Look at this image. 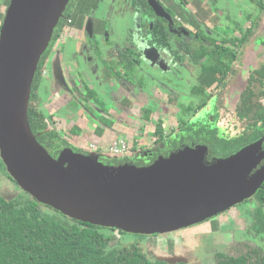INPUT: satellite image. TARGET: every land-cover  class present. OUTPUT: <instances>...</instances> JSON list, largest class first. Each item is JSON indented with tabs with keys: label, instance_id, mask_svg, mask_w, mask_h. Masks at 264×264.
<instances>
[{
	"label": "water",
	"instance_id": "water-1",
	"mask_svg": "<svg viewBox=\"0 0 264 264\" xmlns=\"http://www.w3.org/2000/svg\"><path fill=\"white\" fill-rule=\"evenodd\" d=\"M67 3L11 0L1 25L0 154L18 185L72 218L146 234L195 224L255 193L264 170L249 172L264 141L212 161L208 144L189 141L142 166L110 165L70 147L51 155L28 109L39 62Z\"/></svg>",
	"mask_w": 264,
	"mask_h": 264
},
{
	"label": "flooded vegetation",
	"instance_id": "flooded-vegetation-1",
	"mask_svg": "<svg viewBox=\"0 0 264 264\" xmlns=\"http://www.w3.org/2000/svg\"><path fill=\"white\" fill-rule=\"evenodd\" d=\"M98 1L99 0H70L68 5L70 3H73V10L77 14L76 19L73 20V18H68L67 23L61 28L58 36L56 35L57 31L54 30V35L52 39V43L49 47L46 49H50L47 56L45 57V66L43 68V74L45 77V72L48 70V80L51 83H53V80L51 77H54L56 86L55 90L56 93L60 96V102H56L53 104L55 107H59L60 105L65 106L70 103H74V101L81 100V93L86 92L85 91V84L88 85L90 88L95 90L96 95L94 98H96L97 101H99L100 105H96L93 102V95L90 96V100H87L83 102V104H79L80 107H78L75 111L69 110L67 111V116L70 118L67 120L63 117L62 114L57 113L53 116L51 123L54 121V118H59L58 121H60L62 124L67 125L68 123L72 122L74 119L73 125L70 129V131H66V129H57L53 125H51L48 128L38 130L35 135L37 139L48 149V151L53 155L54 157L58 158L59 153H56L52 150L51 146H48V140L47 137H45V131H58V132H64L67 136H69L70 139L74 141V146L76 148L80 147L83 150L79 151L75 147H73L70 144H63L62 149L64 146H69L73 148L76 152H81L85 154H90L91 152H87V149H96L97 147L104 149L106 152L109 153V155H112V158H115L118 154L126 153L125 157L121 160L118 159H111V163H107L110 165H113L115 163L117 164H123V163H135L136 165H149L153 163L155 160H148L145 161L142 156H136L135 153H141L144 151H149L150 153L159 154V152H163L164 149H169L170 146L176 145V143H179V139L184 135V133L189 134V132L185 130H179V114L180 109L179 105L183 106L185 108L184 112L182 113L183 117H190L191 113L188 111V108L190 105L194 106L195 104L193 102H190L186 105V103L183 102V100H190L196 98L199 99V103L194 106L196 110H199L201 108V105L203 104V101L207 99L210 103V110L213 109V104L215 102L216 96L219 93L220 88V82H217L213 85L208 86L207 79L203 78L201 81L199 80V73L197 68L193 66L192 58L190 54L185 49V44L188 42V38L196 37L198 32L204 31L206 34L216 36L217 41H215L216 46L222 45L221 43L224 41L225 43L222 45H227L228 51L225 52V54L219 56L220 61L224 62L226 65H229L231 68V71L237 73L235 75V78L232 80V82L228 85V89L223 92V94L220 95V98L225 102L226 106H228L231 110L235 109L237 106L241 90L245 83V70L244 69L240 59L242 52L240 51V48L244 46L245 43H240L238 39V35L241 33L247 32L249 27L252 29V33L257 30V28H262L261 25L264 22V18L261 17L262 14H264V9H261L256 3L255 0H251L252 3H256L259 8L258 17H255L251 19L248 23L246 21L247 29L243 30V32H236V36L238 39V43H240V46L236 49L234 48V45L229 40L232 38L231 33L229 35H221L219 31L216 29L210 27L207 22H204L202 20H198V28L193 31V29L190 28V26L187 25V23H181L176 17V15L173 13V11L169 8L168 3L164 0H157L158 7H154L147 1L148 7H145L143 4L140 3L139 0H117L115 2L116 9L120 12L125 13L126 10H129L133 13V26L129 28L127 35L124 39H113V33L110 28L109 21L106 19V16L104 14H97L96 6L98 8ZM175 2H179L183 5H188L192 0H174ZM207 2H211L216 10H219L220 13H224V18L221 19L219 22V26L221 29L226 30L227 27V20L232 17V14L229 10L221 8L219 6V0H205ZM218 4V6H217ZM85 5V6H84ZM88 5V6H86ZM160 5V6H159ZM86 7L83 18L80 7ZM67 8V7H66ZM64 15V14H63ZM260 15V16H259ZM233 20V19H232ZM158 27V28H157ZM57 30L59 29V26H56ZM159 31H164L168 35H170V38L172 40V43H174L181 51V53L184 54V60L182 62L181 66H177L176 64L178 61L176 60L175 54L172 50H168L167 48L158 50L155 47L150 45V41H152L156 34L159 33ZM251 33V35H252ZM250 35V36H251ZM56 37V38H54ZM250 38V37H249ZM71 41H74V47H69L68 43ZM248 41V40H247ZM246 41V42H247ZM184 46V47H183ZM127 47L133 48L129 52V59H127ZM55 50V51H54ZM59 53L60 55V63L61 65L55 67L52 64L51 58L52 54ZM160 58H164L167 61V64L165 66H162L163 72L159 71V68L154 64L156 61H158ZM238 70V71H237ZM248 71V70H247ZM167 76L169 80L172 81H181L186 80L187 83L192 85L190 91L181 90L178 88H174L172 86H160L163 90L161 92V97L163 99H167L163 94H166L168 90H171L178 94V101L174 104L171 102H164L162 104L163 109L164 106H168L166 111L168 112L167 117H164L163 115H158L162 111V107H160V111L155 105H150V96L151 91L150 88L152 87L151 83H147L146 79L150 78L149 81H155V83H163L165 82L168 84L169 82L162 81L164 77ZM243 76V77H241ZM65 77L69 79V82L73 85V88L75 91L71 93L69 91L68 85H66ZM104 78L109 80L110 83L115 85V90L113 92V97L117 99L120 104L122 105L121 110H113L111 109L109 112L106 113V106L104 104L103 98L97 93L96 89L94 88V82L93 78ZM236 78H239L241 80V86L238 87H231ZM45 80V79H44ZM150 84V86H149ZM44 86V82H43ZM147 87V92H140L138 90V93L133 90V88H143ZM48 87H53L52 85H49ZM52 88V89H54ZM233 90L238 91V95L236 98L230 97V94ZM87 93V92H86ZM88 95V94H87ZM168 96V95H167ZM212 96V97H211ZM219 98V97H218ZM48 99V98H47ZM183 99V100H182ZM43 100V99H42ZM143 103V114L142 117L139 116L138 118L136 116H133L130 112L128 105H132L134 103ZM46 105H44V101L42 105L44 108H46L49 112H52L55 107L50 109V107H47L48 101H45ZM94 107L95 112H92L89 107ZM57 107V108H58ZM83 108V112L80 115H77L79 111ZM105 108V109H104ZM57 110V109H56ZM208 108L207 110L204 109L200 114L197 113V116H193V119L196 120L194 122H197L199 125V130L202 136L204 138L200 139V137L192 136L190 134L189 138H185L184 142L187 143L189 141H192L194 143L204 142L208 144V153L211 154L210 148H211V141L208 140L205 136V130L206 127H204L202 124H200L203 120H208L211 125L213 124V114L212 111H210ZM156 112L158 117L156 119L152 120L153 113ZM118 114V116L116 114ZM149 113V114H148ZM122 114H126L125 117L130 115V121L127 122L122 116ZM147 115H149L147 117ZM177 116L178 124L177 127H172V129H166L167 123L172 121V116ZM87 116L88 118V124L86 126V129H84L81 133H74V128L77 126L83 127L85 121L83 118ZM96 121V123H93V121ZM152 120V121H151ZM103 121H111L113 124H103ZM122 121V124H128L130 123L132 125V128L129 130H125L123 128H117L116 123ZM126 121V123H125ZM152 122L154 125V130L151 131V133H148V130L143 129V123ZM158 122H162L164 131V141L160 139V135L155 131V126ZM168 125V126H169ZM201 126V127H200ZM196 127V126H195ZM125 128V127H124ZM106 129L111 130V134L106 131ZM138 131H137V130ZM203 131V133L201 132ZM196 130L192 129L191 133L195 134ZM198 133V134H199ZM88 134V135H84ZM175 137V138H174ZM180 137V138H179ZM208 137V136H207ZM123 140L124 141V148L121 151L113 152L110 150V145L112 142L116 140ZM174 139V141H172ZM89 140V145H87L84 141ZM163 143H160L161 141ZM57 140L53 142V144L56 143ZM258 141H264V133L263 135L258 138L255 141H252L244 146L250 145L252 143L258 142ZM50 143V142H49ZM52 143V141H51ZM58 143L62 144L63 142L61 140L58 141ZM244 146H242L240 149H242ZM238 149L237 151H239ZM237 151L233 152L232 154L236 153ZM61 153V152H60ZM93 153V152H92ZM164 153V152H163ZM171 153V151H170ZM169 153V154H170ZM59 154V155H58ZM160 154V156H168ZM232 154H229L227 156H230ZM100 155V154H99ZM259 159L256 161V163L252 166L249 176H254L260 171L264 170V142L263 146L261 148V152L259 154ZM159 156V157H160ZM225 156H217L220 157H227ZM99 159L103 161V157L100 156ZM104 162V161H103ZM10 176V173H9ZM12 177V176H11ZM13 178V177H12ZM14 179V178H13ZM260 188L264 189V181L262 182L261 186L256 190L255 193H253L251 196L243 199L240 202H237L236 204L232 205L231 207L227 208L226 210H223L211 217L206 218L205 220H202L197 223H202L205 225L204 229L202 227H197V232L201 234H205L203 232H206L210 230L211 227L206 225V223L210 220H213L217 216H221L224 212H229L232 214V210L234 208H237L240 210L243 218L245 219L246 224H250V222L253 220L252 218V212L254 211V207H256V197L257 192ZM244 202H249L247 206L242 208V210L239 208L240 205H242ZM232 222L236 225L238 224L237 221L234 219ZM195 223V224H197ZM192 224V225H195ZM192 225L181 227L179 229H185L190 230ZM240 226V223H239ZM190 229H189V228ZM112 228L114 230H122V229H116L114 227H108ZM242 231V227L240 226ZM204 229V230H203ZM178 230V229H175ZM124 231V230H122ZM120 232V231H119ZM125 233H132V234H140V235H153L156 236L158 234L162 233H168L167 232H161V233H135V232H128L124 231ZM196 232V233H197ZM121 238V237H120ZM187 240H191V237H186ZM244 239H233L232 242L228 244V247L225 251H217L214 254V260L217 264V255L220 252H227L228 249H230L233 245L236 244V242H239V240ZM169 242V241H168ZM173 242V241H172ZM170 242V243H172ZM190 244V242L188 243ZM258 245V244H257ZM260 246V245H259ZM173 243L172 247L173 248ZM145 249V248H144ZM169 251V250H167ZM149 254L152 256L158 257L156 252H152L151 250H148ZM160 257V256H159ZM162 258V257H160ZM164 259V258H162ZM166 260V259H164ZM167 261V260H166ZM169 262V261H168ZM173 263V262H170ZM178 264H186L183 261L174 262Z\"/></svg>",
	"mask_w": 264,
	"mask_h": 264
},
{
	"label": "trees",
	"instance_id": "trees-1",
	"mask_svg": "<svg viewBox=\"0 0 264 264\" xmlns=\"http://www.w3.org/2000/svg\"><path fill=\"white\" fill-rule=\"evenodd\" d=\"M0 1H5L6 5H9L11 0ZM139 1L148 7L146 0ZM255 1L261 9H264V0ZM73 6V3H70L65 8L64 15L57 24L59 29L55 28L57 36L68 18L76 19L77 14L72 9ZM84 6L80 7L82 18L86 9ZM1 25L2 22L0 29ZM251 33L252 29L249 27L247 32L238 35L239 42L246 43ZM215 41H217L216 36L202 31L198 32L196 37L188 38V42L184 45L192 58L193 66L198 70L199 80L203 78L210 80L208 86L220 82L221 89L216 96L212 110H210L209 101L205 99L199 110L190 105L188 111L191 116L186 118L182 116L185 108L179 105V130H185L192 136L198 137L199 124L194 122L196 120L193 116H197L198 112L200 114L208 108L212 111L214 125H211L208 120H203L200 124L206 127L205 133L208 137H205L211 141L210 156H227L257 140L264 133V62L255 68L246 70L239 102L235 109L231 110L220 95L228 89V85L238 72H232L229 65L220 61L219 56L225 54L228 47L227 45L222 46L224 41L222 45L215 47L217 43ZM150 45L158 50L164 48L172 50L178 61L176 65H182L184 54L172 43L170 35L164 31H159L150 41ZM126 49L127 59L130 61L129 52L133 48L127 47ZM49 51L50 49L44 51L32 85L28 115L34 133L48 128L53 116L57 113L62 114L68 120L70 117L67 116V111H75L83 102L90 100L89 95H93V102L100 105V102L94 98L95 90L85 84L87 93L79 91L82 96L81 100L65 106H57L58 108L55 107L57 110L54 109L52 112L44 108L42 91L49 90L50 92V87H45L43 74L45 57ZM54 77L52 76L51 79L55 84ZM65 80L66 85L72 87L69 91L73 93L75 91L73 85L68 78L65 77ZM54 87L56 88L55 85L52 88ZM86 117L83 118L84 126L74 128V133H81L86 129L88 124ZM103 124L111 125L113 122L103 121ZM155 128L160 139L164 141L162 122H158ZM192 129L196 130L195 134L191 133ZM44 133L49 145H54L55 140H57L55 144L61 140L62 144L75 147L64 132L52 130ZM162 141L160 143H163ZM76 149L83 150L80 147ZM10 178L15 181L11 175ZM256 195V207L252 212L253 220L249 228L256 231L255 233L264 235V189L260 188ZM111 231H113L112 228L72 218L41 203L25 190L15 196H7L0 192V264H178L148 254L139 239L132 241H127L122 237L115 239ZM119 231L125 233L122 230ZM217 264H264V249L252 240L241 239L227 252L218 253Z\"/></svg>",
	"mask_w": 264,
	"mask_h": 264
},
{
	"label": "rangeland",
	"instance_id": "rangeland-1",
	"mask_svg": "<svg viewBox=\"0 0 264 264\" xmlns=\"http://www.w3.org/2000/svg\"><path fill=\"white\" fill-rule=\"evenodd\" d=\"M117 0H99L98 1V8L96 6L95 13L97 14H104L106 16V19L109 21L111 31L113 33L112 38L115 39H124L127 35V32L129 28H131L134 24L133 22V13L129 10H126L125 13L120 12L116 9L115 2ZM168 3L169 8L173 11V13L178 17L179 21L181 23H187L188 26H190L193 31H195L198 28V20H202L204 22H207V24L216 29L220 32L221 35H229L231 33V39L230 42L233 43L234 48H238L240 46V43H238L237 34L236 32H243V30L247 29L246 21H250L251 19L258 17L259 8L256 3H252L251 0H219V6L221 8L227 9L231 12L232 17L229 18L227 22L226 30H223L219 26V22L224 17V13H220L219 10H216L214 5L211 2H207L205 0H192L188 5H183L179 2H175L174 0H164ZM70 0H68V3ZM67 3V5H68ZM66 5V7H67ZM7 6L5 1H0V23L3 22L5 13L7 10ZM218 6V4H217ZM260 16V15H259ZM223 17V18H222ZM264 18V14L262 16ZM233 19V20H232ZM248 21V23H249ZM262 28H257L256 31L252 33L248 41L244 44L243 47L240 48L241 59L240 62L245 70L244 76L246 74V70L252 69L257 67L260 63L264 62V22L261 25ZM246 28V29H245ZM54 35V33H53ZM53 35L48 43L49 47L52 43ZM69 47H74V41H71L68 43ZM55 51V50H54ZM60 55L59 53L52 54V64L53 66L57 67L61 65L60 63ZM157 68H159V71L163 72L162 66H165L167 64L166 59L160 58L158 61L154 63ZM48 70L45 72V87L52 85L50 84L48 80ZM243 77V76H241ZM150 78L146 79L147 83H151L152 87L150 88L151 96H150V105H155L158 110L160 111V107H162V111L158 115H163L164 117H167L168 112L166 109L168 106H164L163 109L162 104L164 102L168 101L172 104L176 103L178 101V94L173 92L172 89L168 90L166 94H163L167 99H163L161 97V90L163 92L164 89L161 87L163 86H172L174 85V88L181 89L182 91H190L192 85L187 83L186 80L181 81H172L167 78V76L164 77L162 81L169 82L166 84L163 83H155V81H149ZM94 82V88L96 89L97 93L103 98L104 104L106 106V113L109 112L111 109L113 110H121L122 105L120 102L113 97V92L115 90V85L109 82V80L102 78H93ZM241 80L239 78H236L234 83L231 87H240L241 86ZM150 86V84H149ZM161 86V87H160ZM135 92L138 93V90L141 92H147V87L143 88H133ZM43 101L44 105H46L45 101H48L47 107H50V109L54 108L53 104L56 102H60L61 99L60 96L56 93L55 88L51 89L50 92L47 90V92H43ZM168 95V96H167ZM238 95L237 90H233L230 94V97L236 98ZM48 98V99H47ZM183 100V99H182ZM184 103L189 104L190 102H193L196 106L199 103V99L197 100L194 98L193 100H183ZM130 112L133 116H136L137 118L139 116L142 117L143 114V103H134L132 105H128ZM89 109L92 112H95L94 107H89ZM105 109V108H104ZM83 108L79 111L77 115H80L83 112ZM116 114V113H115ZM118 116V114H116ZM123 118L129 122L130 121V115L125 117L124 114H122ZM157 113L154 112L152 115V120L156 119L158 117ZM172 121L167 123L166 129H172V127H177L178 124V118L177 116H172ZM59 118H54V121L51 123L54 127L57 129H66V131H70L74 119L72 122L68 123L67 125L62 124L60 121H58ZM151 120V121H152ZM93 123H96V121L92 120ZM125 121V123H126ZM169 125V126H168ZM117 128H123L125 130H129L132 128V125L130 123L122 124V121H119L116 123ZM125 127V128H124ZM143 129H147L148 133H151V131L154 130V125L152 122L147 123L144 122ZM137 130V129H136ZM139 130V129H138ZM137 130V131H138ZM107 132L110 134L112 133L110 129H106ZM203 134H199L198 137L200 139L204 138L202 136ZM190 134L184 133V135L179 139V143L174 146H170L169 149H164L163 152H159V154L150 153L149 151H144L141 153H135L136 156H144L143 159L145 161H152L156 160L160 154L167 155L170 153V151H175L178 148H180L182 145L185 144L184 140L185 138H189ZM180 138V137H179ZM70 142L74 144V141L70 139ZM87 145H89V140L84 141ZM51 146L52 150L56 153H59L62 151L63 144L57 143ZM65 148H69V146H64L63 150ZM71 148V147H70ZM87 152H93L96 156H102L103 161L105 163H111V159H118L121 160L125 157L126 153H121L115 156V158H112V155H109L108 152H106L104 149L97 147L96 149H87ZM58 154V155H59ZM100 154V155H99ZM218 157L216 155L210 156L207 152V161H212L214 159H217ZM117 165V163H115ZM22 188L13 181L9 176V171L4 165L3 159L0 154V192H2L4 195L7 196H15L22 192ZM250 204L249 202H244L242 205L239 206V208L242 210L245 206ZM235 220L238 222V224H234L232 220ZM242 227V231L240 226ZM210 228V230L206 232L204 235L197 232V227L205 228V225L202 223H197L195 225H192L190 230L185 229H178V230H172L168 233H162L158 234L156 236L153 235H140V234H132V233H121L118 230L111 231L112 235L115 239H119L120 237L124 238L125 240H134L139 239L143 247L145 248L146 252L149 254L148 250H151V253L156 252L155 254L158 255V257H162L166 259L169 262H179L183 261L186 264H216L214 260V254L217 251H225L228 247V244L233 241V239L237 240L240 238L252 240L255 244L260 245L264 249V235L261 233H255L252 229L249 228L250 224H246L245 219L243 218L240 210L237 208H234L232 210V214L229 212H224L221 216L215 217L213 220H210L206 223ZM203 229V230H204ZM197 232V233H196ZM191 237V240H187L186 237ZM169 241V242H168ZM173 241V242H172ZM173 243V248L172 247ZM190 242V244H188ZM169 250V251H167Z\"/></svg>",
	"mask_w": 264,
	"mask_h": 264
},
{
	"label": "built area",
	"instance_id": "built-area-1",
	"mask_svg": "<svg viewBox=\"0 0 264 264\" xmlns=\"http://www.w3.org/2000/svg\"><path fill=\"white\" fill-rule=\"evenodd\" d=\"M124 148V141L123 140H116L112 142L110 145V150L113 152L121 151Z\"/></svg>",
	"mask_w": 264,
	"mask_h": 264
}]
</instances>
